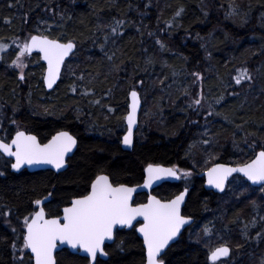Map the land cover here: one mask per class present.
I'll list each match as a JSON object with an SVG mask.
<instances>
[{
    "label": "trees",
    "instance_id": "obj_1",
    "mask_svg": "<svg viewBox=\"0 0 264 264\" xmlns=\"http://www.w3.org/2000/svg\"><path fill=\"white\" fill-rule=\"evenodd\" d=\"M118 21L123 23L117 26ZM35 33L72 40L76 50L49 92L43 87L44 65L37 54L27 58L23 79L10 66L14 49L4 54L0 61V138H6L2 132L10 136L24 129L44 142L57 130L66 129L77 138V147L67 168L58 173L48 169L14 173L10 160L0 154V214L11 210L7 218L0 215V264L19 260L23 219L35 211L34 201L49 193L45 210L58 215L71 198L88 191L98 173L107 174L113 183L137 184L148 163L188 168L199 145V127L207 126L203 129L208 128L218 146L215 152L220 153L212 161L236 162L249 155L242 147L246 142L264 140V0H0L1 43ZM243 68L249 69L252 82L232 93L231 76ZM194 73L202 77V89L210 92L212 110L203 125L189 132L192 115L181 99L194 87ZM170 78L174 80L164 90ZM136 79L145 93L152 83L161 85L162 91L153 95L157 100L167 97L172 107L159 119L161 123L158 119L151 122L144 139L136 140L127 151L119 146L118 137L124 128L128 90L136 87ZM176 97L177 108L172 104ZM108 107L113 108L111 116ZM235 150L244 157L233 156ZM182 184L165 183L157 195L171 196ZM187 184L191 188L183 212L195 222L166 249L162 259L164 264H211L208 249L195 238L190 241L188 232L199 224L204 211L215 208L219 196L203 188L201 177ZM143 200V194L135 198L136 203ZM225 216L231 222L236 216L246 219L243 213ZM251 232L255 235L254 229ZM17 236L14 257L11 243ZM247 248L242 252L246 264H262L264 238L255 235ZM106 252L107 259L97 258V264L144 263V249L134 228L117 231ZM25 253L27 260L30 256ZM234 256L232 250L230 258L219 264H230ZM56 261L89 264L87 258L66 249L56 254Z\"/></svg>",
    "mask_w": 264,
    "mask_h": 264
},
{
    "label": "snow or ice",
    "instance_id": "obj_2",
    "mask_svg": "<svg viewBox=\"0 0 264 264\" xmlns=\"http://www.w3.org/2000/svg\"><path fill=\"white\" fill-rule=\"evenodd\" d=\"M176 15L179 16L180 12H177ZM122 23L123 21H118L117 26ZM116 31L117 28L113 27L112 32ZM18 47L19 51L16 58L12 60V65L23 70L26 67L23 63L25 55H31L34 49L38 50L41 59L47 63L44 81L47 87L52 88L60 76L61 65L64 64L65 57L73 52L75 44L72 41L61 43L59 40L49 39L47 36L32 35L30 40ZM161 47H163L162 44ZM10 50L9 45L0 43V61L3 60L4 54ZM109 58L111 59V57ZM194 75L197 76V79L200 78L198 73H194ZM23 78L21 75L20 79ZM247 79H250L249 74L246 69H243L235 77V83L239 85ZM130 97V110L125 117L128 132L123 137V144L126 146H131L133 143V126L137 123V109L140 105L137 91H131ZM219 102L217 100V103ZM194 103L200 105L201 100L197 99ZM204 143L207 144L208 141H204ZM76 144V139L68 132H58L47 144L41 145L35 136L17 131L10 143H5L0 139V154L15 158V162L11 164V168L14 170H19L24 164L39 163L50 164L56 169H61L65 165L66 154L71 153ZM144 173V183L137 187L149 188L155 182L166 178H181L180 170L175 166L165 168L149 164L144 169ZM233 173H241L247 181L251 182V185H258L260 191L264 193V150L256 153L255 158L249 163L238 167H229L224 164L214 165L207 171V183L223 192L226 181ZM189 175V172L183 173L185 177ZM135 191V188L124 184L114 185L107 175H97L91 182L88 194L72 199L70 205L63 208L62 217L46 218L42 207L39 211L25 216L22 232L23 243L19 248L21 255L16 264H57L53 252L57 249L58 244H66L71 249L82 250L83 253H86L91 264H97L98 254L107 256L103 245L106 239L113 238L114 226H132L137 217L143 218V223L137 231L143 235V245L146 249L145 264H164L161 257L166 246L169 245V241L177 236L182 226L191 222V217L181 214V204L185 200L188 189L185 188L174 199L166 201L149 195L147 203L133 206L132 195ZM51 195L52 193H49V196ZM34 203L39 206L41 201L36 200ZM251 203L254 208L259 207L255 201ZM10 214L11 210L9 209L0 215L7 218ZM16 231L15 228L12 229L14 234ZM204 232L207 234L210 230L205 227ZM257 238H264V233H257ZM18 239H20L19 236L11 243L14 257ZM25 250H30L31 253L27 260L25 259ZM230 254L231 250L228 246H220L209 253L208 260L211 264H219L221 258H230Z\"/></svg>",
    "mask_w": 264,
    "mask_h": 264
},
{
    "label": "rangeland",
    "instance_id": "obj_3",
    "mask_svg": "<svg viewBox=\"0 0 264 264\" xmlns=\"http://www.w3.org/2000/svg\"><path fill=\"white\" fill-rule=\"evenodd\" d=\"M30 36V35H29ZM29 36H26L23 40L17 39V40H11L10 42H6L4 44L9 45L10 49H14L13 55L10 61V66L14 67L18 75H23L24 70L27 67V55L23 58V63L26 65V67L21 70L20 68L15 67L12 65V60L16 58L17 52L19 51V46H22L28 39ZM1 43V42H0ZM13 47V48H12ZM244 69V68H243ZM243 69H237L234 74L231 76V85H233L230 88V91L232 93H237L235 88L238 89V87L249 83V81L252 82L251 80V73L249 72V69H246L250 79L243 80L241 84L237 85L235 83V77L239 74L240 70ZM200 76V74H199ZM136 87H133L136 89L139 94L140 98L142 100V107L139 112L138 116V125L137 129L135 132V141L136 140H141L144 139V137L147 135V130H149L150 123L153 121H159L160 118L164 117V112L167 113L166 111L169 110L172 106L167 104V100L165 98H162L163 100H157L153 94H158L159 92L162 91L161 85H158L157 83H152V87L148 92L145 93V88L142 89V82H140L138 79H136ZM169 80V79H168ZM174 78L169 80L168 83L165 84L164 90L168 89L171 86L172 81ZM202 77L200 76L199 79H197V76L194 75V87H192L191 91L183 94L185 95L182 99L181 102L186 103L190 111V121H189V128L187 131L191 132L195 130L199 124L200 126L203 125V120L206 117H209L211 115V110H212V105H211V96L210 92L208 93L207 91H204L202 89ZM225 84V83H224ZM222 83V86L224 85ZM160 86V87H157ZM155 89V90H154ZM144 93V94H143ZM200 99L201 103L200 105H196L194 103L195 100ZM154 101V102H152ZM157 101V103H156ZM179 98H175L173 100L174 107H178V102ZM166 102V103H163ZM156 105V108H155ZM176 107V108H177ZM155 110H152L154 109ZM109 109H113L111 107H108V114H110L112 111H109ZM125 113V112H124ZM170 113V112H169ZM117 115V114H116ZM125 115V114H124ZM124 115L122 116V123L124 120ZM105 118L106 114H105ZM119 119H121V116L119 115ZM113 122H116V119L113 117ZM15 121L14 124H16V120H12V122ZM157 121V122H158ZM113 125L115 123H112ZM119 126V124L117 123ZM117 125L115 130L117 129ZM18 126V123L16 124ZM207 126L202 127L201 129L205 128ZM200 127L199 129L197 128L198 133H201L200 136L197 138L198 139V147L194 153L191 154V161H189V167L188 168H183V167H178L180 172L182 173V182L184 184L190 183L191 180L194 178V174H197L199 171H202L203 169L207 168L211 163L212 159L217 158V155L220 153H216L215 150L218 147L217 145L215 146L214 142H212V138H210L208 128L203 129L201 131ZM119 136H121L122 132L119 130ZM110 132V129H109ZM117 133L111 136L110 142H112L113 138H115ZM205 134V137L203 135ZM197 135V134H196ZM194 135V137L196 136ZM119 140V137H118ZM204 141H208L207 144L204 143ZM204 143V144H203ZM205 146V147H204ZM246 150L248 149L249 155H253L256 150L263 148L264 149V140L261 141H252L250 140L249 142H246L245 145L242 146ZM236 149V148H235ZM234 154L237 156L236 158H242L244 157L242 153H236L235 151H232V155ZM231 155L232 158H234ZM251 155V156H252ZM241 160V161H240ZM237 160L236 162L233 163H238V162H244L245 160L240 159ZM184 172H189L190 175L185 177L183 176ZM215 208L208 211H204V215L201 220H199V224H197L193 229L191 228L190 231L188 232V235L190 236V241H193L194 238L197 240V242L202 243V245L210 251L214 246L219 245V244H228L231 246L233 253H234V258L231 259L230 264L234 263H245L246 260L245 257L242 255L243 249L247 248V245L252 244L255 240V235L252 234L251 230L257 227L258 223L256 221L257 216L260 217L258 221L262 220L261 213L264 212V193H262L260 190H252L249 188L246 184H244L242 181L238 179H233L232 182L228 185L226 188L225 192L221 194L219 197L215 199ZM252 201H255L257 205H259L258 208H254L252 211V207L250 203ZM259 210V213L257 211ZM232 213H243L246 216L245 218H241L240 216L233 217L232 222L228 221V218L225 216L231 215ZM222 224V225H221ZM225 224L227 226H225ZM239 226H238V225ZM221 225V227H220ZM199 229H196L198 228ZM205 227H207L212 234H207L204 232ZM242 229H241V228ZM216 228V229H215ZM223 229V230H222ZM214 230V231H213ZM246 230V234H245ZM212 231V232H211ZM195 236V237H194Z\"/></svg>",
    "mask_w": 264,
    "mask_h": 264
},
{
    "label": "water",
    "instance_id": "obj_4",
    "mask_svg": "<svg viewBox=\"0 0 264 264\" xmlns=\"http://www.w3.org/2000/svg\"><path fill=\"white\" fill-rule=\"evenodd\" d=\"M32 35H39V36H46V35H40V34H32ZM31 35V36H32ZM30 36V37H31ZM30 37L27 39V41L28 40H30ZM48 37V36H47ZM49 39H55V38H51V37H48ZM55 40H59V39H55ZM61 43H67V42H69V41H72V40H68V41H61V40H59ZM74 44H75V42L74 41H72ZM75 50H76V44H75V48L73 49V52L72 53H70V55L68 56V57H65V62H66V60L75 52ZM34 53H37L38 55H39V57H40V60H41V62L43 63V65H44V71H43V77H42V82H43V86H44V89H45V91H47V92H49V91H52L54 88H55V86H56V84L58 83V81H59V79H60V77H61V73H62V69H63V66H64V64H62L61 65V73H60V76L57 78V80H56V82L53 84V86H52V88H49V87H47V84L45 83V81H44V75L46 74V70H47V63H46V61H44V60H42L41 59V54L39 53V51L38 50H36V49H34L33 51H32V53L31 54H34ZM64 62V63H65ZM133 90H135V89H131V90H129L128 91V94H127V100H128V107H127V112H126V114H125V117L127 116V114H128V112H129V105L131 104V97H130V92L131 91H133ZM135 91H137V90H135ZM137 93H138V96H139V99H140V105H139V107H138V109H137V123L133 126V143H132V145L131 146H126V145H124L123 144V137H124V135H126L127 134V132H128V126H127V121H126V119H125V117H124V123H125V127H126V129H125V131L123 132V134L121 135V137H120V147H121V149H123V150H127V151H131L132 150V147H133V145H134V142H135V131H136V129H137V125H138V116H139V112H140V110H141V107H142V100H141V98H140V95H139V92L137 91ZM19 131H23V130H19ZM26 135H32V136H35L34 134H32V133H27V132H25V131H23ZM58 132H68L70 135H72L68 130H65V129H63V130H59V131H57V132H55L47 141H45V142H43V143H41V142H39V140H38V138H37V142L38 143H40L41 145H43V144H47L48 143V141L49 140H51V138L54 136V135H56ZM16 133V132H15ZM15 133L12 135V137H11V139L15 136ZM73 136V135H72ZM74 137V136H73ZM75 138V137H74ZM11 139L9 140V142L8 143H10L11 142ZM76 139V138H75ZM77 141V140H76ZM6 143V142H5ZM76 146H77V144H76ZM76 146H74V148H73V150H72V152L71 153H68V154H66V156H65V165L61 168V169H56L53 165H50V164H46V163H39V164H33V165H28V164H24V165H22L21 166V168L19 169V170H14V169H12L11 168V170L13 171V172H19V171H21V170H27V171H29V172H34V171H38V170H46V169H49V170H52V171H54V173H58V172H61V171H63V170H65L66 169V167L68 166L67 165V160L70 158V157H72V154H73V152L75 151V149H76ZM14 150V149H13ZM259 151H261V150H259ZM258 151V152H259ZM257 152V153H258ZM5 156V155H4ZM255 156H256V154H255ZM255 156L252 158V159H254L255 158ZM6 158H10L11 160H12V163H14L15 162V158L14 157H7V156H5ZM251 159V160H252ZM251 160H249V161H247V162H245L244 164H246V163H249ZM11 163V164H12ZM149 164H153V163H149ZM149 164H147L145 167H144V169L149 165ZM216 164H224V165H227V166H229V167H238V166H241V165H232V164H230V163H224V162H216V163H214V164H212L209 168H207L206 170H204V171H202L201 173H199V177H202L203 178V188L206 190V191H213V192H216V193H221V191L220 190H218V189H216V188H214L213 186H211V185H209L208 183H207V180H208V176H207V171H208V169H210V168H212L214 165H216ZM153 165H160V166H162V167H165V168H171V166H169V165H163V164H153ZM243 165V164H242ZM11 167V166H10ZM144 169H143V172H144ZM99 175H106V174H99ZM234 175H240V176H242L243 177V175L241 174V173H233L232 174V176H234ZM108 176V175H107ZM232 176H230L229 178H228V180L232 177ZM144 177H145V173H144ZM246 178V177H245ZM95 179V178H94ZM93 179V180H94ZM110 179V178H109ZM171 182V183H177L178 181H179V179H175V178H166V179H164V180H161V181H157V182H155L151 187H149V188H144V187H137V186H142L143 185V183H144V178H143V181L140 183V184H137V185H127V184H124V185H126V186H128V187H132V188H135L136 189V191L133 193V195H132V203H133V201H134V197H135V195L136 194H138V193H142V192H145V193H147L148 194V196L149 195H152V196H155L157 199H159V200H162V199H160L158 196H156L154 193H152V191L156 188V187H158L160 184H162L163 182ZM227 182L228 181H226V184H227ZM250 182V181H249ZM251 183V182H250ZM91 185V184H90ZM117 185H119V184H117ZM185 190V188L183 189V190H181L178 194H176L175 196H173V197H171L170 199H168V200H171V199H174L177 195H179L181 192H183ZM90 191V187H89V190H88V192ZM88 192L85 194V195H87L88 194ZM187 193H188V191L186 192V194H185V200H184V202H182V204H181V211H182V208H183V206H184V204H185V201H186V198H187ZM83 196V195H82ZM148 196H147V198H146V201L145 202H143V203H147V201H148ZM80 197V196H79ZM47 198V199H46ZM50 196H49V194L47 195V196H45V197H43V198H41L40 199V201H41V204L39 205V206H37L36 205V211H39L40 210V208L42 207L43 209H44V204H46L47 202H49V200H50ZM74 198H78V197H74ZM74 198H72V199H74ZM71 199V200H72ZM71 200H70V202H71ZM162 201H166V200H162ZM70 202H69V204H67L66 206H69L70 205ZM143 203H139V204H143ZM135 205H137V204H133V206H135ZM66 206H64V207H66ZM64 207H62L61 208V210H60V214L58 215V216H63V208ZM35 211V212H36ZM44 212H45V210H44ZM45 214H46V212H45ZM184 216V215H183ZM52 217H55V216H47L46 215V218H52ZM186 217H190V216H186ZM193 221H194V218L193 217H191V222H190V224H192L193 223ZM143 223V218L142 217H137L136 218V220L135 221H133V225L132 226H124V225H116V226H114V229H113V238L111 239V240H108V239H106L105 240V242H104V245H109V244H111V243H113V241H114V233H115V231L116 230H122V229H132V228H134L135 229V232H136V234H137V236H138V238L141 240V243H142V247H143V249H144V263L143 264H145V262H146V249L144 248V245H143V235L141 234V233H139L138 231H137V229L140 227V225ZM190 224H188V225H185V226H182V228H181V230H180V232H178V234H177V236L176 237H173V239L171 240V241H169V245L168 246H166V248H165V250H164V252H163V255H164V253H165V251H166V249L170 246V245H172L173 243H175L177 240H178V238L180 237V235H181V233L185 230V228L187 227V226H189ZM104 245H103V247H104ZM220 246H228V245H220ZM220 246H217V247H215L214 249H216V248H218V247H220ZM229 247V246H228ZM230 248V247H229ZM63 249H68L70 252H72V253H78L80 256H83V257H85V258H87V256H86V253H83L82 252V250H74V249H71L68 245H66V244H64V245H60V244H58V247H57V249H55L54 250V252H53V256H54V258H55V260H56V254L59 252V251H61V250H63ZM213 249V250H214ZM212 250V251H213ZM231 250V249H230ZM27 252H28V254L31 256V253H30V250H26ZM105 251V250H104ZM210 253V252H209ZM209 253H208V255H207V259H208V256H209ZM162 255V256H163ZM231 255V254H230ZM98 257L100 258V259H103V260H105L106 258H107V256H100L99 254H98ZM162 258V257H161ZM88 259V258H87ZM223 259H227V258H221V260H223ZM90 261V260H89ZM208 262H210L209 260H208ZM211 263V262H210ZM90 264H91V262H90Z\"/></svg>",
    "mask_w": 264,
    "mask_h": 264
},
{
    "label": "flooded vegetation",
    "instance_id": "obj_5",
    "mask_svg": "<svg viewBox=\"0 0 264 264\" xmlns=\"http://www.w3.org/2000/svg\"><path fill=\"white\" fill-rule=\"evenodd\" d=\"M126 111V110H125ZM124 115V114H123ZM13 133H11L10 134V136L9 135H7V134H5L4 132H2L1 133V136L2 137H6V138H4L5 140H3V141H5V142H7L10 138H11V135H12ZM118 142H119V146H120V136H119V140H118ZM259 150H264L263 148H260V149H258V150H256L255 151V153L250 157V158H248L246 161H244V162H247V161H249L250 159H252L254 156H255V154L259 151ZM216 162H221V161H217L216 160ZM224 163H228V162H224ZM175 167L176 166H179V165H174ZM144 167V166H143ZM177 169H178V167H176ZM180 175L182 176V173L180 172ZM202 178V177H201ZM180 179H182V178H180ZM233 179H238V180H240V181H242L244 184H246L249 188H251L252 190H260V187L258 186V185H251V183L249 182V181H247V179L245 178V177H242V176H240V175H235L234 177H232L229 181H228V183H227V185H229L231 182H232V180ZM142 180H143V177H142ZM142 180L139 182V183H141L142 182ZM179 182H182V181H178L177 183H179ZM139 183H137V184H139ZM165 183H170V184H176V183H171V182H163L162 184H160L154 191H153V193H155V194H157V192H158V190L160 189V187L163 185V184H165ZM202 185H203V178H202ZM228 187V186H227ZM184 188H187L188 189V192L190 191V186H189V184H187V185H184V184H182V186H181V188L177 191V192H175L173 195H171V196H167V197H162L161 199H170L171 197H173L175 194H177L179 191H181V190H183ZM209 194H216V195H218V196H220L221 194H223V193H221V194H218V193H216V192H213V191H207ZM144 195V200H143V202L146 200V197H147V195H145V194H143ZM187 195H188V193H187ZM160 197V196H159ZM257 211V210H256ZM258 213H259V210L257 211ZM261 213V215H262V217H264V212H260ZM183 214L184 215H187V214H185L184 212H183ZM188 216V215H187ZM261 217V218H262ZM260 217H258L257 216V218H256V221H257V223H258V225H257V227H255L254 228V232H255V235H257V233H259L260 232V230H261V232L263 231V229H264V219H262V220H260V221H258V219H259ZM195 222V221H194ZM194 224V223H193ZM262 228V229H261ZM216 229V228H215ZM260 232V233H261ZM264 233V232H263ZM220 245H224V244H219V245H216V246H220ZM226 245H228V244H226ZM216 246H214V247H216ZM229 247H230V249L232 250V248H231V246L230 245H228ZM213 247V248H214ZM212 248V249H213ZM211 249V250H212ZM105 250H106V247H105ZM210 250V251H211ZM209 251V252H210ZM209 252H207V255H208V253ZM231 256V255H230Z\"/></svg>",
    "mask_w": 264,
    "mask_h": 264
},
{
    "label": "bare ground",
    "instance_id": "obj_6",
    "mask_svg": "<svg viewBox=\"0 0 264 264\" xmlns=\"http://www.w3.org/2000/svg\"><path fill=\"white\" fill-rule=\"evenodd\" d=\"M77 147V146H76ZM76 150V149H75ZM75 152V151H74ZM74 152H73V154H74ZM72 154V155H73ZM249 158V155H246L244 158H243V160H247ZM230 164H232V165H242V164H244L243 162L241 163V162H238V163H231V162H229ZM146 165V164H145ZM144 165V166H145ZM67 168V167H66ZM185 168V167H184ZM195 176H199L198 174H194V177ZM252 211H253V208H252ZM231 253H232V250H231ZM227 260V259H226Z\"/></svg>",
    "mask_w": 264,
    "mask_h": 264
}]
</instances>
